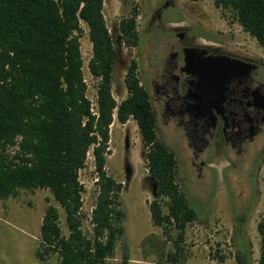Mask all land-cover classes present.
<instances>
[{"label": "trees", "instance_id": "trees-1", "mask_svg": "<svg viewBox=\"0 0 264 264\" xmlns=\"http://www.w3.org/2000/svg\"><path fill=\"white\" fill-rule=\"evenodd\" d=\"M105 0H0V199L20 189H47L65 214L63 235L56 207L47 206L35 255L56 253L57 264H106L123 235L119 196L124 185L106 171L110 126L114 114L124 124L130 118L140 131L142 158L156 180L148 203L154 226L172 243L164 255L169 264H185L183 247L189 223L199 220L177 181V160L159 140L148 93L141 85L135 59L124 83L127 95L119 103L112 93L115 63L113 36L103 6ZM229 9L242 30L254 37L264 53V0H213ZM136 13L116 25L120 38L135 47L139 35ZM82 22L88 27L90 74L98 79L96 111L86 96L81 52ZM91 151L97 196L91 212L92 236L82 230L83 184L79 172ZM175 233H172V232ZM258 264H264V212L257 224ZM231 242L235 264H252L251 245L237 222ZM128 263V254L121 264Z\"/></svg>", "mask_w": 264, "mask_h": 264}, {"label": "rangeland", "instance_id": "rangeland-1", "mask_svg": "<svg viewBox=\"0 0 264 264\" xmlns=\"http://www.w3.org/2000/svg\"><path fill=\"white\" fill-rule=\"evenodd\" d=\"M161 0H105L103 14L113 36L116 52L112 71V93L119 103L127 95L124 77L130 61L136 59L143 40L141 28L149 11ZM181 17L200 27L201 31L217 39L239 44L264 57L256 39L242 30L229 9L216 7L213 0H175ZM135 11L139 46H128L116 31L123 17ZM176 14V12H173ZM81 52L83 72L87 84L86 96L96 111L97 83L88 70L91 43L88 27L82 22ZM106 159V171L124 187L119 202L122 211L123 235L117 240L114 254L106 264H121L122 255L128 254L127 264H169L164 255L173 250L172 243L154 226L148 203L154 198L156 180L149 174L142 158L143 147L137 123L132 118L120 123L116 114L110 126ZM181 158V156H180ZM184 157H182V161ZM216 183H211L209 172L201 179L196 173L188 174L184 163L177 164V181L183 193L197 213L199 220L188 224L183 247L188 254L185 264H235V245L231 237L237 222L242 224L245 237L251 245L252 264H258L260 235L257 224L264 212V170L258 183L248 185L245 173L230 171L223 176L217 165ZM84 187L82 193V230L92 236L91 212L97 196L96 174L91 151L85 168L79 172ZM249 198V200H248ZM52 205L59 213V225L63 235L68 234L65 214L47 189L33 191L20 189L16 196L0 199V264H57L59 257L50 254L44 260L36 258L40 226L47 206ZM172 233H175L174 231Z\"/></svg>", "mask_w": 264, "mask_h": 264}, {"label": "flooded vegetation", "instance_id": "flooded-vegetation-1", "mask_svg": "<svg viewBox=\"0 0 264 264\" xmlns=\"http://www.w3.org/2000/svg\"><path fill=\"white\" fill-rule=\"evenodd\" d=\"M141 30L138 76L157 136L177 164L198 179L208 171L214 184L217 165L222 177L242 171L248 185L257 184L264 170V57L204 33L181 17L175 0L154 6Z\"/></svg>", "mask_w": 264, "mask_h": 264}, {"label": "water", "instance_id": "water-1", "mask_svg": "<svg viewBox=\"0 0 264 264\" xmlns=\"http://www.w3.org/2000/svg\"><path fill=\"white\" fill-rule=\"evenodd\" d=\"M155 194V193H154Z\"/></svg>", "mask_w": 264, "mask_h": 264}]
</instances>
